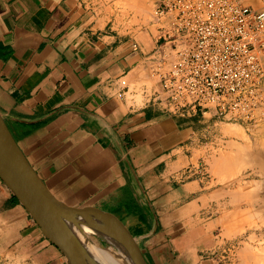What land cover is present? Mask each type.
Returning a JSON list of instances; mask_svg holds the SVG:
<instances>
[{"label":"crops","instance_id":"crops-1","mask_svg":"<svg viewBox=\"0 0 264 264\" xmlns=\"http://www.w3.org/2000/svg\"><path fill=\"white\" fill-rule=\"evenodd\" d=\"M108 7L0 0V115L56 200L115 217L148 264H226L241 217L264 223V152L244 161L257 193L226 188L237 147L208 119L130 93L148 78L144 55L156 42L134 51ZM259 234L262 253L238 244V264H264ZM0 264H67L1 178Z\"/></svg>","mask_w":264,"mask_h":264},{"label":"built area","instance_id":"built-area-1","mask_svg":"<svg viewBox=\"0 0 264 264\" xmlns=\"http://www.w3.org/2000/svg\"><path fill=\"white\" fill-rule=\"evenodd\" d=\"M151 4L158 46L155 101L181 117L261 125L264 0H151ZM132 48L140 50L137 44Z\"/></svg>","mask_w":264,"mask_h":264},{"label":"rangeland","instance_id":"rangeland-1","mask_svg":"<svg viewBox=\"0 0 264 264\" xmlns=\"http://www.w3.org/2000/svg\"><path fill=\"white\" fill-rule=\"evenodd\" d=\"M109 5V13L116 17L114 24L115 27L121 30L125 37H134V43L138 44L141 47L139 42H150L155 40L154 37V27L152 24V4L151 0H105ZM142 50V49H141ZM158 50V46L150 50L148 53H145L146 61V73L148 74L147 79L141 80L136 87L131 86L130 93L138 95L139 99L144 96L146 93L149 95V98L154 99L156 92L158 91L157 87V78L154 73V65L157 63L154 55L155 51ZM157 53V52H156ZM157 56V55H156ZM158 57V56H157ZM126 84L128 83L127 79H124ZM208 119L212 124H215V127L218 129V133L221 134L222 140H228L229 143L234 144L236 152L230 153V162L236 164V170L232 177L229 178V181L224 182L223 185L226 188H230L233 192L237 193H257L259 190V184H249L244 182V172L243 170L249 168L248 165H244V161H247L249 158H255L260 155L261 152H264V122L259 126H250L247 124L220 120L216 118ZM230 129H234L235 132H229ZM224 142H220L222 145ZM223 148V147H222ZM215 151L218 154V157H225L227 154L223 149ZM255 155V156H254ZM251 168H253L251 166ZM246 220H245V219ZM242 226L235 233L236 239L230 243L228 247L222 252L224 261L226 264H238L234 260L235 247L239 245L245 246L249 249L253 248L256 253H262L259 247L262 245L260 240V231L264 229V223L260 221L258 214L248 215L246 217H241ZM99 243L104 247H110L109 244L105 243L100 237L98 238ZM257 246H253L256 245Z\"/></svg>","mask_w":264,"mask_h":264},{"label":"water","instance_id":"water-1","mask_svg":"<svg viewBox=\"0 0 264 264\" xmlns=\"http://www.w3.org/2000/svg\"><path fill=\"white\" fill-rule=\"evenodd\" d=\"M0 178L28 211L45 237L62 253L67 264H94L79 249L69 230L90 222L113 227L134 264H148L134 238L115 217L99 212L77 213L63 207L31 167L0 115ZM99 237L108 244L104 237ZM111 246V245H110Z\"/></svg>","mask_w":264,"mask_h":264},{"label":"bare ground","instance_id":"bare-ground-1","mask_svg":"<svg viewBox=\"0 0 264 264\" xmlns=\"http://www.w3.org/2000/svg\"><path fill=\"white\" fill-rule=\"evenodd\" d=\"M229 132H235V130L230 129ZM80 228L78 231L68 230L77 242L79 249L94 264H134L130 253L122 244L118 232L113 227L105 224L101 229L90 222H83L80 224ZM100 234L111 245L110 247L106 248L99 243Z\"/></svg>","mask_w":264,"mask_h":264}]
</instances>
